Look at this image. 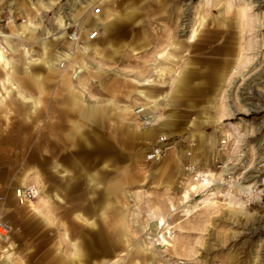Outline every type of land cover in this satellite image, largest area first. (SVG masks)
<instances>
[{"label":"bare ground","instance_id":"6f19581e","mask_svg":"<svg viewBox=\"0 0 264 264\" xmlns=\"http://www.w3.org/2000/svg\"><path fill=\"white\" fill-rule=\"evenodd\" d=\"M116 1L68 0L71 4L68 14L57 11L52 17L57 31L53 33L43 27L42 19L43 14L59 0H19L17 11L9 10L6 24L0 26V118L6 121L14 111L17 114L15 104H18L27 111L23 116L25 122H32L38 118L39 112L48 111L47 118L55 117V124L51 126L57 129L46 136L45 129H41L35 147L39 152L41 166L20 172L19 186L24 188L34 184L39 189L38 191L33 187L37 194L36 201L27 205L44 225L56 223V217L50 212L52 203L65 205V208L76 206L70 229L60 230L58 252H61L63 243L69 252L68 257L61 258L58 264H121L123 255L131 258L127 260L129 264H155V253L165 251H171L180 261L179 264L184 258L196 260L205 250L204 236L211 219L209 211L217 209V194L223 188L226 192L220 197L224 198L223 205L230 219H237L248 213L250 200L254 197L256 201H260L264 195V190H257L256 195H253L259 186L264 187V178L251 176L257 173L254 169L247 172L249 180L240 182L227 173L226 158L222 159L220 171L207 168L211 166L209 155L218 142L215 135L198 131L202 126L210 124L222 125L223 121L238 113L247 114L259 109L249 103V100L253 93L252 84L255 80H264V70L249 82H246L244 72L256 56L253 50L264 48V12L260 11V3L263 1L199 0L196 5H192V1L180 4L182 0H152L147 7L152 19H158L159 8L165 11V16L162 17L163 27L153 33L154 36L157 33L163 35L151 42L154 48L159 49L152 62L146 64L149 69L146 75L141 70H136L124 76L108 66L114 65V59L119 57L120 47L113 45V32L122 23L139 24L141 31L139 39L135 40V46L140 47L143 52L151 48L146 39V18H137L142 4H147L149 0L140 4L127 2L123 7L124 13L116 9ZM12 4L13 2L8 3L10 6ZM75 4L84 6L75 8ZM96 6L102 7L101 15L90 12ZM218 6L221 7L219 16L214 17L212 12ZM82 9L86 10L85 15ZM232 9L234 10L231 11ZM69 27L78 30L74 37L69 36L73 40L67 38L66 30ZM232 28L235 34L230 33ZM257 34L260 40L254 43L250 38ZM58 47L59 51L55 50ZM138 54L139 52H134V55ZM196 55L206 56L201 59L203 64H195L192 58ZM121 69L120 71L127 72L125 68ZM105 77H109L107 80L113 78V81L106 83ZM120 78L130 82L125 97L132 99L136 106L118 105L117 95L121 94V88H114L115 85L112 87L110 84H114V79ZM209 81L213 83L210 89L207 85ZM96 82L97 90L105 92L107 98L90 94L88 85ZM237 83L238 97L242 103L240 105L229 101ZM50 85L53 88H49ZM193 93L208 94L211 99L207 105L198 109L199 125L193 122L195 120L189 122V127L193 130H188L187 140L191 144L195 136L199 139L197 144L192 145L195 149L190 153L183 152V159L195 166L194 172L201 174L202 180L192 179L190 173L186 174L182 167L180 173L184 178L177 185L168 176L167 165L163 164L156 171L159 175L157 181L147 187L164 193L175 191V196H167L162 201L166 202L171 216L172 213H180L184 217L174 224L170 217L163 215L162 206L153 203L150 194H144L146 190L129 192L122 187L121 173L125 172L127 175L126 171H120L114 166L112 177L105 178L102 168L117 161L121 154L111 153L112 149L105 153L103 148L113 145L121 147L119 142L122 141L126 144L134 139L147 140L157 136L158 139L163 138L164 134L161 132L175 126L174 113L179 100ZM45 97H50L47 105ZM138 100H141L139 104L135 102ZM105 122L111 126L108 133L111 145L106 144L101 133L96 131V128H104ZM227 125L234 130L242 123L239 121ZM64 128L65 131L62 130ZM6 136L3 135L2 139L5 140ZM241 136L239 132L236 133V142ZM229 140H232V135L224 134V140L220 141L221 147ZM58 149L64 150L65 154L52 159L47 170L44 167L46 158L52 157ZM81 153L85 156L82 154L80 157ZM173 154L176 156L172 160L174 163L181 159L177 153ZM125 157L134 158L133 153H128ZM85 158L100 162L102 166L95 175L85 176L83 188L88 191L77 193L73 205L66 204L59 187L53 188L50 195L46 193L43 179L47 171L62 179L66 197L72 189L74 191L71 183L74 178L83 179L85 171L81 162ZM58 161L70 162L76 169L73 171L68 165L63 166ZM240 161L243 162L242 159ZM196 163L205 168L200 169ZM232 188L236 190V194ZM87 192L90 194H86ZM139 193L144 194L146 199L143 226L137 224L136 201ZM237 194L244 195L245 200L238 198ZM84 195H88V198ZM192 196L200 198L196 200ZM84 199L92 203V207L89 206L91 212L87 209L89 207L84 210L81 204L85 202ZM174 205H178V208ZM1 209L2 205L0 216ZM82 211H86L85 214ZM196 213L206 214V217L195 220ZM137 229L142 232L140 238H137ZM99 230L100 239L96 245L100 249L98 253H88V247L93 248L94 245L87 232L95 234ZM122 247H125V252ZM4 252L6 254L0 256L1 264H13V254L9 250ZM137 255L141 258L140 263L133 259Z\"/></svg>","mask_w":264,"mask_h":264},{"label":"rangeland","instance_id":"374dc122","mask_svg":"<svg viewBox=\"0 0 264 264\" xmlns=\"http://www.w3.org/2000/svg\"><path fill=\"white\" fill-rule=\"evenodd\" d=\"M134 1L135 4H140L145 0H117L116 1V9L120 13H124V6L127 2ZM147 1V0H146ZM192 1V5H196L199 0H182L180 4L189 3ZM260 3V11L264 12V0ZM148 3H143L141 9H139V14L137 16L138 19H144L145 28L147 30V41L150 43V47L146 52L140 50V47H136L135 40L139 39L141 27L134 22L131 23H122L116 27L115 33L112 37L114 47L119 48V57L114 59V65H108L113 71H117L121 74L128 75L131 72H135L136 70H141L143 75H146L149 71L146 64L154 59L155 52L158 51L159 48H154L151 42L154 41V38L160 37L163 33H157L154 36L153 33L158 28L163 27V19L165 16L164 9H158L156 20L152 19V15L150 13L149 4L152 3V0L147 1ZM71 6L68 0H59V2L53 5L47 13L43 14L42 25L44 28L51 30L53 33H57L54 29L55 24L53 23L52 17L55 12L61 11L63 14L68 12V8ZM73 6V5H72ZM84 4H75V8H81ZM132 6H127L130 8ZM96 8H102L100 6H96ZM218 9L212 12L214 17L219 16L220 6ZM84 9H82L83 11ZM232 9L231 11H233ZM84 15L86 14V10H84ZM90 12H92L90 10ZM102 12V9H101ZM232 13V12H231ZM80 16V15H79ZM82 16V14H81ZM87 17V16H86ZM85 17V18H86ZM19 21V20H18ZM54 24V25H53ZM234 28L231 29V34L234 33ZM251 40L256 43L260 38L257 36H252ZM55 50L59 51V47ZM256 53V56L253 58L251 63L249 64L247 70L244 72L246 82L257 78L258 75L264 70V48L253 50ZM134 52H139L138 55H134ZM251 54V52H249ZM206 56L196 55L192 58V60L197 65L203 64L201 59ZM251 60V58H250ZM152 62V61H151ZM201 63V64H200ZM121 68H125L127 72L120 71ZM198 71V70H196ZM109 77H105L104 81L106 83H111L112 80H107ZM245 82V83H246ZM240 83V81H238ZM237 85L232 90V95L229 98L230 103H235L240 105L239 95L237 92ZM98 83H90L88 85L90 94H93L95 97L99 98H107V94L102 91L97 90ZM114 88L120 87L121 94L117 95V102L120 107L135 104L132 99H127L125 93L130 87V82L120 79H114V84H110ZM208 88L213 86L212 81L207 83ZM253 93L251 95V99L249 103H252L258 110H255L250 113H238L236 116L231 117L222 122V125L210 124L205 127L198 129L206 134H213L217 138V142L215 149L210 153L209 157L210 164L209 169L216 170V172L220 171L218 167L222 165V159L226 158L227 161V173H230L232 179L236 181L247 180L248 174L250 170L254 169L255 172L251 176H257V178H264V80H255L252 84ZM49 88H53V86H49ZM207 88V89H208ZM239 91V90H238ZM237 92V93H236ZM237 94L236 97L234 94ZM52 97V96H50ZM50 97H45V103H49ZM211 100L207 95H198L196 93L191 94L189 97L182 98L179 100L178 105H176L174 120L175 126L171 129H164L161 133L166 137V145L165 149H163L162 158L158 161H147L146 155L151 152L154 147L157 145L158 136L153 139L147 140H131L130 142L124 144L123 141L119 142V146H109L104 147L103 152L108 153L109 149L111 153L121 154V158H118L117 161L111 163L110 165L102 168L101 172H104L105 178H111L113 175V167L117 166L120 171H126L127 175L121 173V184L122 187L129 192H134L136 190H146L145 195L150 194V200L156 205H161L163 208V215L165 217H170L169 219L176 224L181 221L184 217H181V214L172 213L170 214L168 207L166 206V202H162L165 200V197H173L175 196V191H171L169 193L161 192L160 190L147 189L148 186H152L159 175L156 174L158 168L165 164L167 165L168 176L172 178L173 181H176V184L182 183V179L184 175L180 173V168L185 165H189L187 160L183 158L185 155L183 152H192L195 145L198 143V137L195 136L194 141L190 142L187 140L188 130H193L192 127H189V122L191 120H195L196 124L198 120V109L207 105L208 101ZM138 104L141 102L135 101ZM191 104V105H190ZM46 108V106H45ZM15 109L18 110L16 114L15 111L12 115L6 119L0 118V203L3 201L6 202V206L13 208H18L19 213L12 211L9 217L0 218L1 222H5L10 228L11 233L7 240L0 241V256H4L6 253L4 250H9V253L12 255V263L13 264H58V261L63 258H67L68 247L63 243L61 246V252H58V238L60 234V230L70 229L72 224V211L76 206L73 205L76 200V195L79 192H86L88 189L84 190V180L86 175H95L99 168L102 166L100 162H93L89 160V158H85L84 161L81 162L82 167L84 168L85 174L83 179L74 178V182L71 183L72 188L74 187V191H70L67 195L69 197V204L73 205V207L68 210H65V205H56L52 203L50 212L53 217H59V223L51 225H44L42 221L36 216L35 218L31 215V208L27 205H19L17 200L15 199V191L20 188L19 186V173L32 169V168H40L41 164L39 162V152L35 149L38 143V136L41 129H45V136L52 132V130H57L56 127H52L51 125L55 124V117L48 119L47 112L41 111L39 112L38 118L36 120H32V122H25L23 120V116L27 113L24 108L15 104ZM47 110V109H46ZM55 112V111H54ZM53 114L55 115V113ZM52 114V113H50ZM241 122L242 125L237 127L236 129L229 128L227 124H236ZM142 123V121H140ZM199 125V124H198ZM6 127V128H5ZM154 127H157L154 126ZM63 131L66 128L62 129ZM96 131L100 132L102 138L106 142V144L111 145L112 140L109 138V134L111 131V126L107 122L104 123V128L97 129ZM239 132L242 136L236 142V133ZM231 134L232 140H229L224 147L222 148L220 145V141L224 140V134ZM7 135L5 140L2 139L3 135ZM8 137V138H7ZM1 139L3 141H1ZM111 143V144H110ZM114 147V148H112ZM192 147V149H191ZM107 149V150H106ZM101 151V153H103ZM173 152L177 153L181 157V159L175 161L176 157ZM133 153V159H128L125 157L126 154ZM65 154L64 150L58 149L55 151L52 157L46 158L45 166L48 168L51 165V161L54 158L61 157ZM81 153V156H85V154ZM88 155V154H87ZM240 159L243 160L240 161ZM165 162V163H163ZM61 165H68L69 168H72L74 171L76 166L71 165L70 162H60ZM199 163V161H198ZM196 163V164H198ZM242 163H244L242 165ZM202 164V162H200ZM200 169L205 168L203 165H197ZM75 173H78L77 171ZM77 176V175H76ZM256 178V179H257ZM252 179V178H251ZM252 179V180H256ZM249 180V179H248ZM251 180V182H252ZM62 179L58 175L50 174L47 171L46 177L43 179L44 188L46 193L50 195L53 191V188L59 187L62 193L63 199L66 201L67 197L64 195V185L61 182ZM141 185V186H140ZM27 187H35L34 184H29ZM25 188V187H24ZM233 189V188H232ZM255 190V189H254ZM259 190H264L263 186H259L253 193H256ZM39 191V189H38ZM226 190L223 188L219 194H217V201L219 202L217 209H212L209 212L211 213V219H209V226L206 231V238L204 248L201 252V255L196 258V260H189L188 258H184L182 263L180 264H264V195L260 201H256L253 199L250 200V205L247 207V212L242 217L237 219H230L228 217V211L225 210V206L223 205L224 198L220 197V195L224 194ZM233 192L236 194V190L233 189ZM90 194V192L86 193ZM139 193V197H137L136 208L138 210L137 216V224L139 226H143L145 224V203L146 200L145 195ZM85 198H88V195H84ZM241 200H245L244 195L237 194L236 195ZM193 198V197H192ZM200 197L194 198L198 200ZM83 200V199H82ZM86 199H84L85 201ZM36 199L33 200L35 202ZM81 201V200H80ZM165 203V206H164ZM83 204L84 210L86 207H92V203L89 201L81 202ZM27 205V206H26ZM177 209L178 205H174ZM88 209V208H87ZM76 210V209H75ZM199 214V215H198ZM61 216V217H60ZM194 219L198 220L201 217H206V214L196 213L194 215ZM1 217V216H0ZM9 218V222H8ZM62 221V222H61ZM99 232L101 230L95 232H87L90 236V241L93 243V248L89 245L88 253L94 254L98 253V249L96 243L99 242ZM137 238L141 237V230H136ZM12 234V235H11ZM101 236V235H100ZM90 249V250H89ZM122 251L125 252V247H122ZM66 251V253H65ZM155 264H179V260L175 257L171 251L165 252H157L155 253ZM121 264H129L128 259L125 255L121 257ZM133 259L140 263V256H134ZM201 261V262H200ZM0 258V264H1ZM92 262H88L87 264H91ZM95 264V263H93Z\"/></svg>","mask_w":264,"mask_h":264},{"label":"built area","instance_id":"2783aa9c","mask_svg":"<svg viewBox=\"0 0 264 264\" xmlns=\"http://www.w3.org/2000/svg\"><path fill=\"white\" fill-rule=\"evenodd\" d=\"M68 10H69V8H68ZM68 12L66 13V15L68 14ZM92 14L97 15V16L101 15V8H96L94 11H92ZM8 16L9 15L7 14L5 17H3L0 14V26H3L6 24V20H7ZM17 21H18V19H17ZM66 33H68L67 38H70L69 36L74 37V34L78 33V30L77 29L72 30V28L69 27L66 30ZM70 39L73 40L72 38H70ZM166 141L167 140L164 137L159 138L157 140L156 147H154L151 152L147 153L146 160L147 161H158V160H160L162 158L163 149H165ZM221 167H218V169H220ZM183 169H184L186 174L190 173L189 176H191L192 179H195V180L197 179L200 181L202 180V177H201L202 175L201 174L198 175L197 173L194 172L195 166H193V165L191 166L189 164V165L183 166ZM14 195H15V199L17 200L19 205L28 204L29 202L33 201L37 196L36 191L33 189V187L19 188L15 191ZM193 198H195V196ZM164 227L165 226L163 225V229H164ZM161 228H162V226H161ZM10 233H11V228L7 224L0 221V241L7 240L8 237L10 236Z\"/></svg>","mask_w":264,"mask_h":264},{"label":"crops","instance_id":"0c3cea01","mask_svg":"<svg viewBox=\"0 0 264 264\" xmlns=\"http://www.w3.org/2000/svg\"><path fill=\"white\" fill-rule=\"evenodd\" d=\"M10 2H13V4L10 6V5H8V3H10ZM19 3V0H0V14L3 16V17H5L7 14H9V10H12V11H14V12H16L17 11V4ZM68 200H69V197H67V199H66V204L69 206L70 204H69V202H68ZM56 205H57V203H55ZM0 205H2V209H1V219L2 218H6V217H9V215H10V213L12 212V211H14V209H15V211L14 212H16L17 211V213H19V210H18V208H13L12 207V209L10 208V207H7L6 205V202L5 201H3L2 203H0ZM58 206V205H57ZM71 208V207H70ZM70 208H65V210L68 212V210H70ZM12 210V211H11ZM88 211H90L91 212V209H90V207L88 208ZM32 212V211H31ZM85 212L86 211H82V213L83 214H85ZM31 215L33 216V217H31V218H35L36 217V215L32 212L31 213ZM72 215H73V211H72ZM88 215V214H87ZM61 217V216H60ZM58 219H60L61 220V218H59V217H57L56 218V221L59 223V220ZM71 220H72V217H71ZM8 222H9V218H8ZM62 222V221H61ZM99 222V221H98ZM3 223H5V222H3ZM12 235V234H11Z\"/></svg>","mask_w":264,"mask_h":264}]
</instances>
